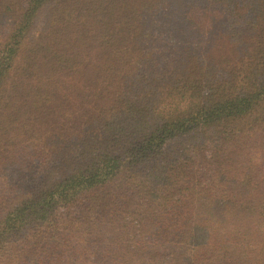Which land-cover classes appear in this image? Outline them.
I'll list each match as a JSON object with an SVG mask.
<instances>
[{"label":"trees","instance_id":"obj_1","mask_svg":"<svg viewBox=\"0 0 264 264\" xmlns=\"http://www.w3.org/2000/svg\"><path fill=\"white\" fill-rule=\"evenodd\" d=\"M78 255L264 264V0H0V262Z\"/></svg>","mask_w":264,"mask_h":264},{"label":"rangeland","instance_id":"obj_2","mask_svg":"<svg viewBox=\"0 0 264 264\" xmlns=\"http://www.w3.org/2000/svg\"><path fill=\"white\" fill-rule=\"evenodd\" d=\"M86 235L87 234H83L82 236H81V238L80 239H78L77 238V236H75V237H73V240L77 243H81L82 241H85L87 238H86ZM80 241V242H79ZM68 263L69 264H100V263H98L97 261H95V260H90V259H84L83 257H81V256H76V257H74L73 259L72 258H70L69 259V261H68ZM0 264H1V262H0Z\"/></svg>","mask_w":264,"mask_h":264}]
</instances>
